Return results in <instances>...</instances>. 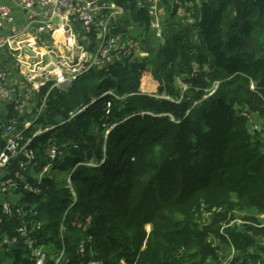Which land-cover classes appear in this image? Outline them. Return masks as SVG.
<instances>
[{
    "label": "trees",
    "instance_id": "16d2710c",
    "mask_svg": "<svg viewBox=\"0 0 264 264\" xmlns=\"http://www.w3.org/2000/svg\"><path fill=\"white\" fill-rule=\"evenodd\" d=\"M105 2L124 9L112 34L132 41V54L66 89L43 87L33 111L45 105L25 134L53 128L33 138L32 160L22 155L9 167L18 182L37 185L56 149L53 169L71 171V187L44 176L40 193L21 201L24 219L32 206L39 214L34 247L46 252V264L62 249L59 264H220L228 244L232 264L264 261V0L174 3L156 46L146 1ZM98 42L95 31L87 48ZM179 79L189 85L183 96ZM239 213L242 223H233ZM0 264L36 260L21 240L0 245Z\"/></svg>",
    "mask_w": 264,
    "mask_h": 264
},
{
    "label": "built area",
    "instance_id": "2783aa9c",
    "mask_svg": "<svg viewBox=\"0 0 264 264\" xmlns=\"http://www.w3.org/2000/svg\"><path fill=\"white\" fill-rule=\"evenodd\" d=\"M173 1L176 5H180L182 0ZM146 2L149 5L150 26L156 35L161 37L160 1L146 0ZM19 4L29 12L28 23L21 30H17L14 24L15 17L10 7L0 2V51L11 47L15 37L27 32L32 27H36L39 33L53 34L57 40H65L67 48L73 53L68 58L27 63L25 70L21 71L24 80L13 87L7 85L8 73L0 64V101L12 107L15 112L14 118L9 120L0 118V245L13 246L23 240L28 244L32 255L35 257L36 264H41L39 259L47 262V254L42 248L34 247V241L30 238V235L41 227L40 223H33L39 214L36 206H32L30 219H24L26 208H23L21 201L25 194L37 195L40 193L39 184L42 178L47 176L46 173L51 172L50 170L54 168L52 162L56 159L58 153L56 149L50 150L49 157L51 161L44 166L41 174L36 178L37 185L30 183L23 177L21 182H18L9 172L11 163L20 156L23 155L28 160H32L34 152L30 147L33 138L53 128L38 126L31 137H26V130L36 123L45 105V99H43L41 107L33 111L36 107L34 103L36 94L48 85L50 90L68 88L78 77L90 69L107 66L116 57L132 54L135 44L130 40H124L120 36L112 34V22L124 14V9L115 4H107L105 0H19ZM100 11H106L102 19L98 18ZM179 15L187 17V22L190 24L197 22L196 19L181 9ZM55 19H59L57 25ZM74 23L79 24L81 27L80 36L73 33L72 24ZM6 29H9V32H6ZM95 31H97L99 42L97 48L92 52L86 48ZM46 48H49L48 44ZM251 89H255L254 84L251 85ZM252 117L248 115L249 119ZM20 120L23 121V126L19 129L18 122ZM252 129L254 131L261 130L260 126L256 124ZM24 163L23 161L19 162L22 169L26 166ZM68 179V186L71 187L70 178ZM207 214L209 213H204V216L207 217ZM15 221H19L21 224L13 228L14 233L9 235L8 226ZM223 229L220 230V233L230 243L231 240ZM64 230L63 226L61 232L63 233ZM208 241L216 251L220 249L217 239L211 237ZM83 245L80 247L79 254L85 252ZM228 246L227 258L221 261L220 264L233 263L236 251L231 244H228ZM64 254L65 249H62L58 256V262L62 260ZM86 264H104V262L92 259ZM244 264H264V261L254 263V261L248 260Z\"/></svg>",
    "mask_w": 264,
    "mask_h": 264
},
{
    "label": "crops",
    "instance_id": "0c3cea01",
    "mask_svg": "<svg viewBox=\"0 0 264 264\" xmlns=\"http://www.w3.org/2000/svg\"><path fill=\"white\" fill-rule=\"evenodd\" d=\"M142 4L146 0H141ZM161 18L166 17V13L171 5H174L173 0H159ZM1 3L10 7L15 17V26L17 30H21L28 23L29 12L24 10L19 0H0ZM114 4V3H110ZM37 12L38 10L35 9ZM105 11H100L98 18L102 19ZM57 25L59 19H55ZM73 33L76 36L81 35V27L79 24H72ZM9 32V29H6ZM9 34V33H7ZM49 48H46V45ZM88 50V48H86ZM73 53L66 46V41L63 39L57 40L53 34H43L37 31L36 27H32L27 32L15 37L11 47L0 51V64L6 69L8 73L7 85L13 87L19 85L24 80L22 70H25L26 64L36 63L41 61H53L61 58L71 57ZM144 55V54H143ZM21 62V64H20ZM23 63V64H22ZM38 94H36V99ZM36 99L34 100L35 105ZM11 107L5 105L0 101V118L4 120L11 119ZM15 115V113L13 114ZM260 125V118L255 117L254 125Z\"/></svg>",
    "mask_w": 264,
    "mask_h": 264
},
{
    "label": "rangeland",
    "instance_id": "374dc122",
    "mask_svg": "<svg viewBox=\"0 0 264 264\" xmlns=\"http://www.w3.org/2000/svg\"><path fill=\"white\" fill-rule=\"evenodd\" d=\"M158 41H159L158 36L153 34L152 42H153V44L155 46L158 45ZM176 85H177L178 91H180V93H181V96H183L184 92L189 87V85L186 82H184L182 79L181 80L180 79L177 80V84ZM148 89H150V88H148ZM163 96H165L166 98L170 99L169 96H167L166 94H163ZM50 171L51 172L46 173L47 176L52 177V178H58L61 181H65L66 180V182H68L69 175H71V173H70L71 171L67 172V171H59V170H54V169H52ZM243 217H245V213H239V214H237L236 220H234L232 222L233 223L236 222V223L240 224V223H242L241 221H242ZM150 228H151L150 226L147 227L148 232L150 231ZM226 258L227 257H226V253H225V256L222 257L221 261H224V259H226ZM51 259L54 261V264H59V262H58L59 257H57V258L56 257H51ZM39 262H41V264H46V261L44 262L43 259H39Z\"/></svg>",
    "mask_w": 264,
    "mask_h": 264
},
{
    "label": "water",
    "instance_id": "95a60500",
    "mask_svg": "<svg viewBox=\"0 0 264 264\" xmlns=\"http://www.w3.org/2000/svg\"><path fill=\"white\" fill-rule=\"evenodd\" d=\"M145 55V54H144ZM25 208H28V207H25Z\"/></svg>",
    "mask_w": 264,
    "mask_h": 264
}]
</instances>
